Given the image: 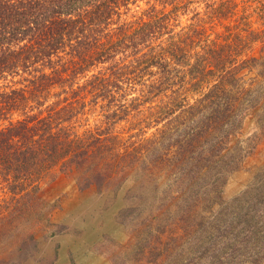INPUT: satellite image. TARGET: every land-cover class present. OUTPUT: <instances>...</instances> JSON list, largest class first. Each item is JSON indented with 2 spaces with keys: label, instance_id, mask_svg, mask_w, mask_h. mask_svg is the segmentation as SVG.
Here are the masks:
<instances>
[{
  "label": "trees",
  "instance_id": "obj_1",
  "mask_svg": "<svg viewBox=\"0 0 264 264\" xmlns=\"http://www.w3.org/2000/svg\"><path fill=\"white\" fill-rule=\"evenodd\" d=\"M136 1L0 0V264L26 260L49 223L40 181L149 185L162 192L151 218L186 225L253 148L231 142L244 118L264 128V28L246 8L233 18L235 0H204L181 26L190 0H145L125 21Z\"/></svg>",
  "mask_w": 264,
  "mask_h": 264
},
{
  "label": "rangeland",
  "instance_id": "obj_2",
  "mask_svg": "<svg viewBox=\"0 0 264 264\" xmlns=\"http://www.w3.org/2000/svg\"><path fill=\"white\" fill-rule=\"evenodd\" d=\"M144 1L130 5L123 19L134 20L146 7ZM235 3L233 18L243 7L251 27L264 28V18L257 13L264 0ZM187 5V10L178 14L181 26L193 11H203L204 0H190ZM231 19L226 21L232 23ZM216 23L205 24V28L213 25L206 31L210 38L222 31ZM259 47V42L252 44L249 55L260 54ZM253 74L242 72L243 82ZM96 113L88 114L89 126L100 119ZM255 115L250 112L244 118L231 140L232 144L253 148L226 174L219 197L212 202L201 200L195 217L186 225L151 218L162 192L149 185L136 188L127 180L115 191L98 192L94 187L77 186L72 175L60 174L40 181V193L54 205L49 223H42L43 229L35 234V246L23 247L27 259L13 264H264V128L258 127ZM127 127V123L119 122L112 129L125 138L133 132ZM5 196L7 192L0 184V199ZM32 252L34 259L27 257Z\"/></svg>",
  "mask_w": 264,
  "mask_h": 264
}]
</instances>
